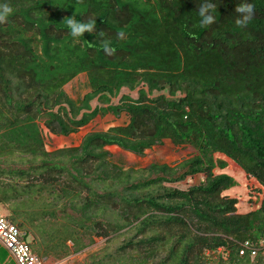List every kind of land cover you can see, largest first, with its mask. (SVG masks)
<instances>
[{
    "label": "trees",
    "instance_id": "1",
    "mask_svg": "<svg viewBox=\"0 0 264 264\" xmlns=\"http://www.w3.org/2000/svg\"><path fill=\"white\" fill-rule=\"evenodd\" d=\"M203 2L0 0L13 9L0 23V161L33 160L0 166V205L12 204L7 217L22 230L36 227L38 252L78 254L127 230L134 234L122 251L143 247L152 257L170 242L160 264H264L262 252L239 254L242 242L264 236V0H250L255 16L245 28L235 24L243 0H212L216 22L207 27ZM70 17L96 28L73 38ZM80 74L88 92L74 100L65 86ZM122 114L123 125L77 147L45 149L42 126L69 136L97 116ZM166 139L194 153L175 166L151 164L143 179L105 149L143 156ZM217 154L258 183V208L240 213L238 199L224 195L236 181L215 173L227 167ZM197 174L203 180L187 189L164 185Z\"/></svg>",
    "mask_w": 264,
    "mask_h": 264
},
{
    "label": "rangeland",
    "instance_id": "2",
    "mask_svg": "<svg viewBox=\"0 0 264 264\" xmlns=\"http://www.w3.org/2000/svg\"><path fill=\"white\" fill-rule=\"evenodd\" d=\"M87 78L85 75H80L73 81L65 86L66 92L74 99L80 100L85 93L88 92ZM127 121L126 114H122V117L116 119L114 116L97 117L88 125L82 127L78 133L71 134L69 137H62L55 135L48 131L47 128L42 126V132L45 142V149L48 152L65 148V147H77L81 144L83 138L92 132L106 131L112 126L123 125ZM110 153V162L117 164L123 169H134L138 171L137 178H147L148 167L153 163L168 164L175 166L178 163L190 158L194 153V150L189 146H175L169 139L163 141L161 145L154 146L152 149L147 150L145 155L138 156L131 152L125 151L117 146H108L105 148ZM33 160L28 156L14 155L4 158L0 161L1 167L12 168H28ZM35 163H40L39 159L35 160ZM227 174L231 175L236 185L226 191L227 195L234 196L238 199V212L245 213L249 210L251 197H258L255 192L258 183L249 179L244 171L236 166L234 170L227 169ZM203 179L202 175L189 176L185 180L174 183L164 184L168 187H177L179 189H187L192 185L199 184ZM254 189V190H253ZM34 196L28 197V201H32ZM40 200H48V195H43ZM253 200V199H252ZM17 202L13 203L16 205ZM25 204H27L25 202ZM40 206H43L40 204ZM10 205H0V212L3 215L9 216ZM60 217V216H59ZM60 223H63L61 217ZM47 227V226H46ZM49 228V227H47ZM30 232L27 231V240L32 241L33 237L36 238L32 243V247L35 252L46 258V262L50 264H116V263H135L140 264H160L168 253V247H158V251L154 256H146V250L143 247L128 248L124 251L120 250V247L134 234V231L123 230L120 234L111 236L109 239L95 238V243L83 250L78 254H67L61 251L40 253L37 251V244L42 241V236L36 227H30ZM164 233V231H160ZM150 235V234H149ZM38 242V243H37ZM68 245H72L71 241ZM173 264V263H168ZM200 264H219L216 261H208ZM225 264V263H222Z\"/></svg>",
    "mask_w": 264,
    "mask_h": 264
},
{
    "label": "built area",
    "instance_id": "3",
    "mask_svg": "<svg viewBox=\"0 0 264 264\" xmlns=\"http://www.w3.org/2000/svg\"><path fill=\"white\" fill-rule=\"evenodd\" d=\"M27 232L13 223L6 215L0 213V241L10 252L17 264H45L46 258L36 253L31 241L27 240ZM264 255V236L257 240H246L240 244V255L248 254L253 259L258 253ZM215 254L227 257L223 248Z\"/></svg>",
    "mask_w": 264,
    "mask_h": 264
},
{
    "label": "clouds",
    "instance_id": "4",
    "mask_svg": "<svg viewBox=\"0 0 264 264\" xmlns=\"http://www.w3.org/2000/svg\"><path fill=\"white\" fill-rule=\"evenodd\" d=\"M216 7V3L212 2V0H205V2L199 4L197 13L202 18L199 20L200 26L207 27L216 22ZM255 7V4L251 3L250 0H243L241 5L235 9V12L238 14L235 19V24L240 28H245L255 16ZM12 12L13 9L7 3L0 4V23H6ZM206 13L208 14L206 15ZM67 26L70 29V35L73 38H79L85 32L91 34L96 28V23L94 20L85 23L77 21L74 17H70L67 20ZM119 38H124L123 32L119 33ZM102 47L106 55L114 54L115 49L108 42H105Z\"/></svg>",
    "mask_w": 264,
    "mask_h": 264
},
{
    "label": "crops",
    "instance_id": "5",
    "mask_svg": "<svg viewBox=\"0 0 264 264\" xmlns=\"http://www.w3.org/2000/svg\"><path fill=\"white\" fill-rule=\"evenodd\" d=\"M80 75H82V74H80ZM79 75V76H80ZM84 75V74H83ZM78 76V77H79ZM77 78V77H76ZM66 91V90H65ZM107 116H109V115H107ZM110 116H113V115H110ZM97 117H101V116H97ZM96 117V118H97ZM104 117H106V116H104ZM115 117V116H114ZM122 117V116H121ZM120 117V118H121ZM95 118V119H96ZM116 118V117H115ZM94 119V120H95ZM116 119H118V118H116ZM78 133V132H77ZM73 134H76V133H73ZM71 135V134H70ZM69 135V136H70ZM60 136H62V135H60ZM69 136H62V137H69ZM148 150H150V149H148ZM147 151V150H146ZM146 153V152H145ZM216 158H220V159H222V160H224L226 163H227V167L225 168V169H219V168H217L216 170H215V173H217V174H219V173H226V172H224V171H226L228 168L229 169H231V170H234L235 169V167L237 166L232 160H230V159H228V158H226L224 155H221V154H217L216 155ZM227 174V173H226ZM197 175H202V174H197ZM197 175H195V176H197ZM229 175V174H228ZM203 176V175H202ZM231 176V175H230ZM204 178V177H203ZM203 180V179H202ZM201 180V181H202ZM251 180V179H250ZM254 188H259V185L258 186H256V187H254ZM227 191V190H226ZM226 191H224V195H227L226 194ZM257 195V194H256ZM228 196H230V195H228ZM258 197H251L252 199H251V201H250V206H252L253 205V207L251 208H249V210L247 211V212H249V211H251V210H253V209H256V208H258V206H259V204H260V201H261V199H260V196L259 195H257ZM230 197H234V196H230ZM2 206V205H1ZM0 212H2V210L0 211ZM246 213V212H245ZM0 264H17L16 263V261H15V259L13 258V256L10 254V252L3 246V244L1 243V241H0ZM45 264H50V263H48V262H45Z\"/></svg>",
    "mask_w": 264,
    "mask_h": 264
}]
</instances>
